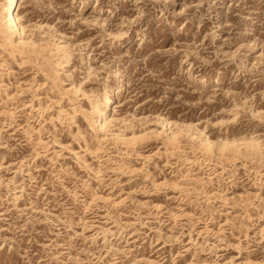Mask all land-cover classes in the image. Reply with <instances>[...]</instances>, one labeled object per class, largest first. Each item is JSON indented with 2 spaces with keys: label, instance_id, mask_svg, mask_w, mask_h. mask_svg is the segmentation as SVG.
Wrapping results in <instances>:
<instances>
[{
  "label": "rangeland",
  "instance_id": "obj_1",
  "mask_svg": "<svg viewBox=\"0 0 264 264\" xmlns=\"http://www.w3.org/2000/svg\"><path fill=\"white\" fill-rule=\"evenodd\" d=\"M15 15L0 264H264V0H18Z\"/></svg>",
  "mask_w": 264,
  "mask_h": 264
},
{
  "label": "bare ground",
  "instance_id": "obj_2",
  "mask_svg": "<svg viewBox=\"0 0 264 264\" xmlns=\"http://www.w3.org/2000/svg\"><path fill=\"white\" fill-rule=\"evenodd\" d=\"M18 3V0H9V5L8 7L4 10L3 12V18H2V23L0 24V27H6L8 28V30H10L11 34L13 35V37H17L18 35L21 34V28L19 25V21L18 18L16 17V4ZM21 37V36H20ZM23 41V40H22ZM55 42V41H54ZM21 44V43H20ZM31 44V43H30ZM32 45V44H31ZM55 46V45H54ZM44 49V48H43ZM61 49V48H60ZM38 52V51H37ZM80 52V51H79ZM22 61V60H21ZM23 62V61H22ZM80 92V91H79ZM83 92V91H82ZM78 95V92H76ZM74 95V94H73ZM113 103V101L111 99H109L107 101V105L105 107H103V110H107L111 107V104ZM115 105V103H113V106ZM94 108V107H93ZM112 108V107H111ZM98 109V108H97ZM81 110V109H80ZM44 111V110H43ZM100 114L102 113V115L105 116V113H103V111L101 109H99ZM44 114V113H43ZM66 124V123H65ZM94 124V123H93ZM96 124V123H95ZM99 126L101 128H104L106 126L107 123H105V121H103L102 119L99 121ZM164 128V127H163ZM108 131V130H107ZM110 131V130H109ZM120 131V130H119ZM151 133V132H150ZM111 134V133H110ZM117 136V135H116ZM119 136V135H118ZM167 136V135H166ZM179 136V135H178ZM140 137V136H139ZM113 138V137H112ZM141 138H143L141 136ZM175 138V137H174ZM173 139V138H172ZM117 140V139H116ZM136 141V140H135ZM250 142V141H249ZM248 142V143H249ZM255 142V141H254ZM40 143V142H39ZM246 143V142H245ZM252 143V142H250ZM255 144V143H253ZM253 144H251L253 146ZM258 144V143H257ZM256 144V145H257ZM237 145V144H235ZM255 145V148H256ZM246 146V145H245ZM244 146V147H245ZM259 146V145H258ZM230 147V146H229ZM238 147V146H237ZM236 147V148H237ZM254 147V146H253ZM243 148V147H242ZM254 148V149H255ZM258 148V147H257ZM222 149V148H221ZM251 149V148H250ZM233 150V149H231ZM237 150V149H236ZM252 150V149H251ZM258 150V149H257ZM256 151V150H255ZM221 152V151H220ZM239 154V153H238ZM260 155V154H259ZM99 174V173H98Z\"/></svg>",
  "mask_w": 264,
  "mask_h": 264
}]
</instances>
